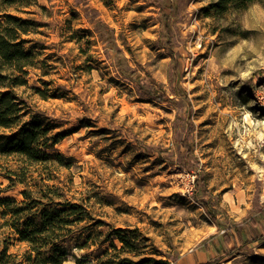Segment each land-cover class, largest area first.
<instances>
[{
    "label": "rangeland",
    "instance_id": "rangeland-1",
    "mask_svg": "<svg viewBox=\"0 0 264 264\" xmlns=\"http://www.w3.org/2000/svg\"><path fill=\"white\" fill-rule=\"evenodd\" d=\"M13 26L34 54L14 93L63 158L0 156V199L25 190L32 213L71 224L33 252L0 212L3 262L57 241L63 264H100L120 231L166 264H264V0H0ZM231 223L243 243L205 251Z\"/></svg>",
    "mask_w": 264,
    "mask_h": 264
},
{
    "label": "trees",
    "instance_id": "trees-1",
    "mask_svg": "<svg viewBox=\"0 0 264 264\" xmlns=\"http://www.w3.org/2000/svg\"><path fill=\"white\" fill-rule=\"evenodd\" d=\"M9 20L16 21L17 18L8 16ZM19 27H5L0 31V156H18L22 158L29 166L47 164L55 158H63L58 153H52L54 145L61 140V135L55 133L50 135L53 125L43 123L41 118L30 112L22 103L18 102L17 96L14 93L16 88L27 85L25 76L28 68L32 67L34 54L30 49L23 47L25 41L19 40L16 30ZM21 30V29H20ZM22 184L23 181H20ZM198 185V176H195L194 188ZM194 194V193H193ZM22 195L24 201L17 203L14 199H0V212L3 216H9L12 220L11 228L18 235L19 240L30 245L31 250L37 251L36 246L40 244L39 238L45 234L55 235L56 231H62L63 227L71 224L65 219H58L57 215L46 214L44 216L37 212L32 213L33 204L39 202L28 197L27 191L23 190ZM205 207L211 218L218 223L216 213L210 211L206 203L200 202ZM4 208V210H3ZM2 210V211H1ZM47 218V219H45ZM8 223V221H6ZM242 228L236 223L226 225L224 232L219 235V232L211 236L207 241L202 243L205 251H210V248L217 250L218 244L215 241L220 237V246L224 250L235 249L233 243H243ZM117 231L116 238L123 244L120 249L111 245L115 251L114 255L101 261L100 264H166L163 260H155L152 257L144 256L143 253L135 251L125 239ZM57 240V239H55ZM51 242V241H50ZM57 241H52V253L44 255L41 261L36 264H63L67 260L65 248L57 245ZM223 250V251H224ZM123 252L134 253L137 260L122 255ZM6 250L0 252V264L3 262ZM40 254V253H39ZM31 260V257H28ZM82 262L76 261V264ZM209 264V263H205Z\"/></svg>",
    "mask_w": 264,
    "mask_h": 264
}]
</instances>
